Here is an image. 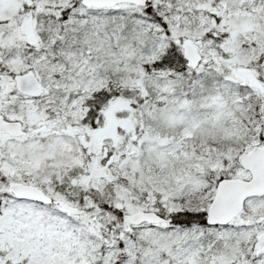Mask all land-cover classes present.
<instances>
[{
    "label": "snow or ice",
    "instance_id": "obj_1",
    "mask_svg": "<svg viewBox=\"0 0 264 264\" xmlns=\"http://www.w3.org/2000/svg\"><path fill=\"white\" fill-rule=\"evenodd\" d=\"M0 264H264V0H0Z\"/></svg>",
    "mask_w": 264,
    "mask_h": 264
}]
</instances>
